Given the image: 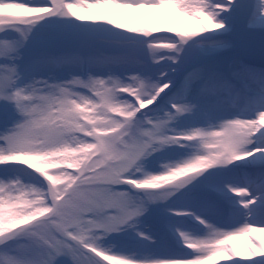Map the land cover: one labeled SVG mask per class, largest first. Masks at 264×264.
<instances>
[{"label": "snow or ice", "instance_id": "6c2138e0", "mask_svg": "<svg viewBox=\"0 0 264 264\" xmlns=\"http://www.w3.org/2000/svg\"><path fill=\"white\" fill-rule=\"evenodd\" d=\"M257 232L264 0H0V264H264Z\"/></svg>", "mask_w": 264, "mask_h": 264}, {"label": "rangeland", "instance_id": "374dc122", "mask_svg": "<svg viewBox=\"0 0 264 264\" xmlns=\"http://www.w3.org/2000/svg\"><path fill=\"white\" fill-rule=\"evenodd\" d=\"M156 35L170 36L174 34L167 32H160V33H156ZM185 151L186 150L184 149H169L163 154L157 153L149 158V161L144 166V170L147 172H159L162 170L163 165L168 164L170 160L173 158H178V155L184 153ZM137 175H142V174L138 173ZM169 206H174V205H169L168 203L150 205L148 212L141 218L140 229L143 231H148L159 237L160 225L164 219L168 218L167 208ZM184 223L189 224L190 228L192 227L194 229L196 227L192 221H185ZM258 233L259 235L264 236V233L261 232ZM116 239L117 240L134 239V234L131 231H129L127 234H121L120 236H117Z\"/></svg>", "mask_w": 264, "mask_h": 264}, {"label": "bare ground", "instance_id": "6f19581e", "mask_svg": "<svg viewBox=\"0 0 264 264\" xmlns=\"http://www.w3.org/2000/svg\"><path fill=\"white\" fill-rule=\"evenodd\" d=\"M182 226H184V227L186 226V228H190V225L187 224V223H183ZM191 228H192V227H191ZM254 235H255V236H258L261 240H264V236L259 235L258 232H257V233H254ZM228 243H229L230 246H231V245H235L236 248H237L238 250H243V248H242V245H243V243H244L243 240L236 239V240H231V241H229ZM238 258L243 259V257H238ZM219 264H227V262H226V260H223V259H222V260L219 262Z\"/></svg>", "mask_w": 264, "mask_h": 264}]
</instances>
